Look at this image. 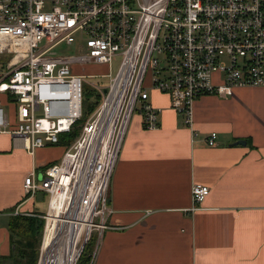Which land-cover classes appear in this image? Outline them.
<instances>
[{
  "label": "built area",
  "instance_id": "1",
  "mask_svg": "<svg viewBox=\"0 0 264 264\" xmlns=\"http://www.w3.org/2000/svg\"><path fill=\"white\" fill-rule=\"evenodd\" d=\"M60 45L78 53L58 56ZM8 54L0 93L15 103L16 117L9 122L0 101V133L21 137L29 153L59 144L82 118L86 78L73 67L122 57L109 85L96 86L108 93L63 159L24 180L28 199L47 194L46 222L58 203L77 264L92 236L97 247L109 227L111 179L133 114L146 129L159 127L151 92L169 97L195 138L199 97L264 86V0H0V55ZM191 192L197 210L211 191L194 184Z\"/></svg>",
  "mask_w": 264,
  "mask_h": 264
},
{
  "label": "crops",
  "instance_id": "2",
  "mask_svg": "<svg viewBox=\"0 0 264 264\" xmlns=\"http://www.w3.org/2000/svg\"><path fill=\"white\" fill-rule=\"evenodd\" d=\"M234 89L228 98L196 100L195 138L158 91L150 102L160 109L159 127L148 130L142 114H133L94 264H264V86ZM0 101L13 123L15 103L5 93ZM61 146L29 153L21 137L0 133V255L11 251L13 214L39 213L26 197V176L36 172L40 179L46 166L60 162L67 150ZM194 184L211 191L197 210Z\"/></svg>",
  "mask_w": 264,
  "mask_h": 264
},
{
  "label": "trees",
  "instance_id": "3",
  "mask_svg": "<svg viewBox=\"0 0 264 264\" xmlns=\"http://www.w3.org/2000/svg\"><path fill=\"white\" fill-rule=\"evenodd\" d=\"M82 93L84 96L82 118L76 121V124L69 133H63L60 136L59 144L66 146V148H69L79 138L78 136L81 133L83 125L97 111L103 99V95L98 93L93 107H89L84 100V91ZM42 194L48 197L46 193ZM44 215L46 213H36L34 215L13 214L7 224L11 251L8 255H0V264H38L42 245L41 234L46 227ZM97 240L98 238L93 235L91 241L85 246L77 264L90 263Z\"/></svg>",
  "mask_w": 264,
  "mask_h": 264
},
{
  "label": "rangeland",
  "instance_id": "4",
  "mask_svg": "<svg viewBox=\"0 0 264 264\" xmlns=\"http://www.w3.org/2000/svg\"><path fill=\"white\" fill-rule=\"evenodd\" d=\"M58 56H67V55H73L78 53L76 49L73 48V46L68 45H60L53 50ZM12 55H0V72L7 70V65L9 63V60ZM122 57L120 55L115 56L113 60L111 61V64H85L82 66H76L72 69V74L76 75H85L86 80L84 81V88L83 91L85 93V102H87V105L89 107H93L95 101L97 100V94H101L104 96L103 92H101L100 89H96V86L99 85L100 87H106L109 85L111 81V77H114L116 73L118 72L120 65H121ZM88 76V77H87ZM110 76V77H109ZM11 106L14 105L13 102H10ZM5 108V107H4ZM84 126V125H83ZM82 128V126H81ZM82 131V130H81ZM124 142V141H123ZM123 145V144H122ZM62 147L60 144H55L49 147ZM64 148V147H63ZM122 148V146H121ZM38 196V195H37ZM48 197L42 195H39L38 198L33 199V207L35 211H38L39 213H47V206H48ZM26 215V214H25ZM36 216V215H35ZM46 226V225H45ZM45 229L42 231L41 234V250H40V259L39 263H41L42 260V246H43V237L45 233ZM95 250V248H94ZM94 256V253H93ZM93 259V257H92ZM9 264V263H8ZM89 264V263H88Z\"/></svg>",
  "mask_w": 264,
  "mask_h": 264
},
{
  "label": "bare ground",
  "instance_id": "5",
  "mask_svg": "<svg viewBox=\"0 0 264 264\" xmlns=\"http://www.w3.org/2000/svg\"><path fill=\"white\" fill-rule=\"evenodd\" d=\"M43 237L42 260L39 264H74L72 232L60 225L58 203L53 200Z\"/></svg>",
  "mask_w": 264,
  "mask_h": 264
},
{
  "label": "water",
  "instance_id": "6",
  "mask_svg": "<svg viewBox=\"0 0 264 264\" xmlns=\"http://www.w3.org/2000/svg\"><path fill=\"white\" fill-rule=\"evenodd\" d=\"M108 90L106 89V88H104L103 90H102V92L105 94V95H107V92ZM246 143V141H238V142H236V144H240V145H244ZM14 248V247H13Z\"/></svg>",
  "mask_w": 264,
  "mask_h": 264
}]
</instances>
